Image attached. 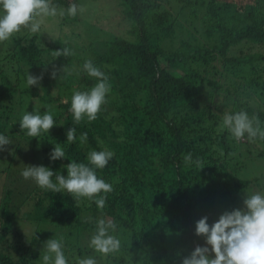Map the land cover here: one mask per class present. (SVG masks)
Here are the masks:
<instances>
[{"label":"trees","instance_id":"16d2710c","mask_svg":"<svg viewBox=\"0 0 264 264\" xmlns=\"http://www.w3.org/2000/svg\"><path fill=\"white\" fill-rule=\"evenodd\" d=\"M78 2L53 0L63 9ZM116 5L125 36L118 29L119 36L97 37L102 48L91 44L82 52L91 58H81L80 52L54 58L53 51L69 45L56 40L41 47L37 34L16 36L10 49L0 50V134L12 141L0 151V158L11 159L4 172L13 168L15 158L24 166L21 172L30 161H39L38 166L66 176V165L87 164L92 150L114 152L107 166L97 170L113 186L102 211L94 202L77 204L67 192L44 191L36 183L25 194L4 187L0 264L38 263L19 240L20 222L95 230L82 220L85 214L111 219L130 231L148 256L143 264H181L197 245L204 246V238L195 235L196 221L207 216L211 225L217 197L224 198L229 187L239 192L250 183L230 185L228 168L235 170L230 163L244 143L222 129L221 115L225 107L229 114L243 110L258 116L264 127V0H116ZM76 17L65 15L63 20L77 22ZM88 59L108 76L111 90L98 118L77 125L69 111L73 90L86 91L98 82L82 71ZM27 74L42 79L27 87ZM216 95L224 97L222 110L215 105L220 103ZM23 107L27 110L21 111ZM48 107L56 122L48 134L31 138L20 130L25 111L38 109L43 115ZM72 127L77 138L69 144L66 133ZM85 132L87 142L81 144ZM254 142L262 148L256 152L252 147V152L264 157V140ZM55 144H61L66 156L52 161ZM188 153L192 164L184 162ZM196 159L203 168L195 165ZM2 174L4 179L9 175ZM15 199L21 200L20 213L11 208ZM100 264H108L107 258Z\"/></svg>","mask_w":264,"mask_h":264},{"label":"clouds","instance_id":"9594fccd","mask_svg":"<svg viewBox=\"0 0 264 264\" xmlns=\"http://www.w3.org/2000/svg\"><path fill=\"white\" fill-rule=\"evenodd\" d=\"M83 11V6L75 3L70 4L67 9L60 8L53 0H0V43L10 41L23 29L32 34L40 32L49 17L67 15L75 18ZM72 55H75V52L68 47L53 51L54 58ZM82 71L98 82L86 91L73 90L69 111L73 123L77 125L82 121L90 123L98 118L111 90L108 76L95 66L91 59L85 60ZM51 75L55 78L56 72L53 71ZM41 79L42 76L27 74L26 86H37ZM64 103H68V100L65 99ZM54 125L56 122L50 107L43 115L39 114L38 109L34 112L25 111L19 120L20 130L25 131L31 138L48 134ZM221 127L226 129L237 143L245 138L249 142L264 140V127L258 116L250 117L243 110L234 114L225 113ZM76 138V129L69 128L66 133L67 143L75 142ZM79 141L81 144L87 142L86 132L80 135ZM98 143L103 145V141L98 140ZM9 144H12V141L6 135L0 134V151H4L5 146ZM65 156L61 144H55L49 159L55 161ZM113 157L114 152L103 147L102 150H92L87 154V164L75 161L68 163L66 176L55 174L42 165L26 166L21 176L24 180L34 181L44 191L67 192L77 204L81 200L94 202L102 211L106 206L107 194L113 191V186L99 178L97 170L104 169ZM184 162L193 163L191 153L184 156ZM194 163L199 169L204 167L199 159ZM54 174L55 182L52 180ZM116 229L117 224L113 220L98 219L88 247L104 259L115 255L121 249V241L112 234ZM195 235L204 238V246L197 245L181 260V264H264V193L257 191L244 195L242 208L224 211L211 225L207 216L200 218L195 223ZM44 247L42 264H68L62 238H51L45 242ZM76 264H98V261L89 256L77 259Z\"/></svg>","mask_w":264,"mask_h":264},{"label":"rangeland","instance_id":"374dc122","mask_svg":"<svg viewBox=\"0 0 264 264\" xmlns=\"http://www.w3.org/2000/svg\"><path fill=\"white\" fill-rule=\"evenodd\" d=\"M78 4L79 6H83L84 11L82 13H78L76 19H80L77 22L73 20L74 18L64 22L63 17L60 16L54 18L49 17L45 20L40 32L36 33L41 47L51 45L56 40H62L69 45V49L74 52H80L81 58L85 56L91 58L93 55L89 52H82L85 51V46H90L91 44H93L96 49H101L102 47L100 44L95 41L97 37L110 33H113V36H119V33L125 36V33H123L122 30L120 31V28L118 27L121 16L118 6L116 5V0H79ZM200 17L201 15L198 16V18ZM193 19L194 18H192V20ZM101 30L104 33L100 34ZM201 31L202 30H199L198 36L202 35ZM24 34H28L27 38L33 35L27 29H23L21 32L12 37L10 41L0 43V50L2 47L10 49L13 46L12 39L16 36ZM50 82H52L51 78ZM59 82L63 84L61 80ZM50 92L52 95H55L57 90H51ZM216 98L220 103H216L214 99L215 105L217 104L216 106H219L222 110L223 108L221 106L225 104L223 102L224 97L216 95ZM35 102H37L36 105L39 103L42 106V103L39 101ZM228 108L229 107H225L222 112L224 114L227 113ZM20 110L24 111L27 110V108L23 107L20 108ZM223 115H221V117H223ZM245 142L246 139L241 141V143L244 144H240L239 147H237L238 149L240 148V153L237 154V158L230 163V165L235 167V170L232 171L229 167L228 174L232 175V179L230 180V185L232 187H234V183H241L245 181H249L250 183L247 188L239 192H231L232 190L229 187L226 189V195L224 198L220 199L217 197V206L209 221L211 223L217 220L219 215H221L224 211L242 208L244 195H249L257 191L264 193V157H256V153L252 152V147H255L254 150L257 152L261 150L262 145L255 142ZM10 161L11 159L8 155H4L0 158V197L3 196L5 188L14 189L17 191L14 192L16 194H25L29 191V189L33 188V184L35 183L32 180H24L22 178L21 171L18 169H21L24 166H22L20 159L15 161L14 158L13 168L9 172H4V170L9 166ZM29 161L30 159H27L26 162ZM38 164H40L39 161L29 162V166H38ZM2 173H9V175H6V179H4ZM20 191L21 193H19ZM20 203L21 200L15 199L13 204H11V208L20 213ZM16 216L19 217L18 214ZM100 218V216L92 218L91 215L85 214L82 220L91 224L93 223L96 226V221ZM65 225L67 224L53 225L30 221L20 222L19 229L21 231L19 240L23 246L30 251V253L37 255V264H42L41 256L45 252L44 244L51 238H62L64 253L67 257L68 264H76L77 259L89 256L96 258L98 264H100L102 258L88 247L91 235L95 230L80 232L77 229H72ZM112 234L121 241V249L115 255L107 258L108 264H113L115 261L121 260L122 262L118 264H135V262H137V264H143L147 262L148 256L146 257L144 250L135 244L130 231L128 232L121 227H117L115 232Z\"/></svg>","mask_w":264,"mask_h":264}]
</instances>
